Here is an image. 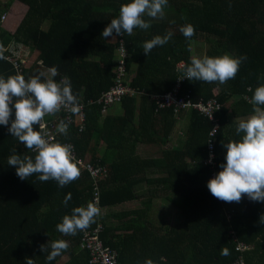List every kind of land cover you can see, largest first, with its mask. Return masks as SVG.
Listing matches in <instances>:
<instances>
[{"label": "trees", "instance_id": "obj_1", "mask_svg": "<svg viewBox=\"0 0 264 264\" xmlns=\"http://www.w3.org/2000/svg\"><path fill=\"white\" fill-rule=\"evenodd\" d=\"M14 2L27 10L14 20L16 25L7 21L10 15L0 23V43L12 45L5 52L8 59L0 60V76L19 73L27 80L55 67L57 81L70 78L82 121L72 114L76 122L69 123L68 136L57 133L54 142L73 145L81 175L63 188L54 180L41 182L35 174L22 181L7 158L13 150L21 156L35 154L0 125V264H26V258L34 264H101L94 261L93 234L115 264H145L148 259L153 264H264V224L259 222L264 202L246 196L239 203L223 202L207 187L225 163L222 144L241 140L238 122L253 114L248 100L264 84V0H168L172 9L166 19L151 20L149 29H134L131 36L108 38L102 31L129 0H10L0 4V16L13 10ZM187 24L195 28L191 40L179 30ZM169 31L173 36L167 44L143 53L145 41ZM198 40L207 44L202 57H247L235 79L224 85L177 80L191 57H198L192 46L189 51ZM118 45L127 53L120 82L132 93L105 106L100 99L114 85ZM21 47L34 55L29 64L16 55ZM175 89L177 97L189 98L191 104L216 100L221 105L214 114L219 124L215 137L210 136L215 122L192 105L175 111L165 104L164 96ZM179 121V140L164 147ZM209 143L215 167L207 162ZM142 144L159 145L162 154L141 157ZM158 197L176 207L175 223L166 222ZM89 202L101 209L95 223L75 236L57 231L65 215ZM126 203L135 206L133 213L115 210ZM60 239L68 249L47 261L41 245ZM223 248L228 256L221 255Z\"/></svg>", "mask_w": 264, "mask_h": 264}, {"label": "clouds", "instance_id": "obj_2", "mask_svg": "<svg viewBox=\"0 0 264 264\" xmlns=\"http://www.w3.org/2000/svg\"><path fill=\"white\" fill-rule=\"evenodd\" d=\"M167 6L168 0H129L121 5L118 17L111 20L101 36L108 38L125 33L131 36L134 29L147 30L151 27V20L164 18ZM179 30L188 40L195 35V28L191 24L183 25ZM172 36L173 33L169 31L164 36L156 35L145 41L143 53L149 55L154 48L167 44ZM11 48V44L5 47L0 43V60L8 59L5 52ZM246 59L244 55L233 57L230 54L217 57L205 55L202 58L192 56L177 80L224 85L235 79ZM58 75L57 68L51 67L38 70L27 80L19 73L7 78L0 76V125L6 126L12 137L35 154L34 157L21 156L13 150L7 164L15 167L16 175L23 181L35 174L39 181L54 180L63 188L77 180L81 172L74 162L73 145L48 139L45 117L55 116L62 110L79 114L81 106L72 90L70 78L64 76L57 81L55 78ZM248 102L252 105L253 114L241 119L236 127L237 134L243 133L241 140L222 144L226 149L225 163L220 164L222 170L207 182L211 195L223 202L239 203L244 196L253 202H264V84L255 88ZM69 123V120L61 119L56 132L67 137ZM70 199L71 193H68L63 200L65 206ZM100 214L101 209L95 202L75 207L71 215H65L62 222L57 224V231L65 236H75L78 231H84L95 223ZM259 222L264 224V214H261ZM68 247V242L60 239L52 241L47 247L41 245L40 250L48 253L46 259L51 262ZM229 254L227 248L221 249L222 256ZM26 264H34L33 259L26 258ZM145 264H153V261L148 259Z\"/></svg>", "mask_w": 264, "mask_h": 264}, {"label": "built area", "instance_id": "obj_3", "mask_svg": "<svg viewBox=\"0 0 264 264\" xmlns=\"http://www.w3.org/2000/svg\"><path fill=\"white\" fill-rule=\"evenodd\" d=\"M7 15L8 14L4 13L0 16V23L6 21ZM126 56H127L126 51L123 50L121 45H118V48H117V66H116V76H115L116 78L114 79V85L109 87V90L106 93H104L100 99V101L103 102V104L105 106L119 102L121 100V98L123 96H125L128 92L132 93V91H129L128 88L123 87L121 85V82H120L122 79V75H123V68H125V61H123V59H125ZM23 62H24V60H23ZM176 93H177V89H175L174 92H169L168 94H166L164 96L165 104L167 106H174L175 111L178 108H184V107L187 108L188 106L192 105L193 107L198 109L200 112L207 115L208 118L212 122H215V126H214V128H212L211 133H210V136L215 137L214 135L217 134V132H218L219 124H218L217 119L215 118L214 114H215V112H217L218 110L221 109V105L216 100L208 101L206 104H204L202 102H198L196 104H191L190 101L188 100L189 98H187L185 100L184 98L177 97ZM161 106H163V104ZM81 112H82V106H81L80 113L76 114L79 118V121H82V113ZM104 112H105V109L103 110V113ZM61 118L69 120L70 122L71 121L76 122V120L72 117V114L65 112L63 110L60 113H58L57 115H55V117L52 119V121L51 120H47V121L45 120V124H46L47 130L49 132V136H48L49 140H53V138L55 140V135L57 134L56 126L59 123V121L61 120ZM208 152H209V158H208L207 162L211 167H215L216 166V161H215L216 155L214 152V145H212L211 143L208 144ZM210 155L212 157L211 160H210ZM96 173H97V171L92 169V174L96 175ZM214 177H215V174L212 175L211 178H214ZM94 201L97 203L98 197H96L94 199ZM89 239H90V241H92V243L95 244L94 249H95L96 254H95L94 261H99L101 264H115L113 257H111L108 254V251L106 249H103L101 247L100 241L97 238V234L91 235ZM241 248H244V247L241 246ZM236 264H242V263L239 262Z\"/></svg>", "mask_w": 264, "mask_h": 264}, {"label": "crops", "instance_id": "obj_4", "mask_svg": "<svg viewBox=\"0 0 264 264\" xmlns=\"http://www.w3.org/2000/svg\"><path fill=\"white\" fill-rule=\"evenodd\" d=\"M10 14H11V10L9 11L8 16ZM9 19H10V17L8 18L7 21H9ZM10 26H12V25L9 23L7 28L9 30H12L10 28ZM182 124L183 123L180 122L174 127L172 133L168 137V142L165 145L166 148L167 147H171L173 144H176V142L179 140L177 134L179 132V129H182ZM152 148H155V149L151 150ZM149 150L151 152H153L152 156L149 154ZM138 152H139V155L141 157H146V158L147 157H159L162 154L161 147L159 145H156V144H148V145L142 144V145H139L138 146ZM158 199H160V201H156L157 208H160L164 212L166 222L169 225L172 224V223H175L176 222V220H175L176 207L170 201L163 202L160 197H158ZM159 205H160V207H159ZM133 207H135L133 204L126 203L125 205H120L119 208L117 207L115 210H120V211H126V212H132L133 213V211H132ZM156 224H157V227H160L159 223H156Z\"/></svg>", "mask_w": 264, "mask_h": 264}, {"label": "rangeland", "instance_id": "obj_5", "mask_svg": "<svg viewBox=\"0 0 264 264\" xmlns=\"http://www.w3.org/2000/svg\"><path fill=\"white\" fill-rule=\"evenodd\" d=\"M8 1L10 0H0V4H6ZM13 10H11V14H10V23H13L14 25L17 24V22H15L14 20H16L18 17H21L23 15V13L25 12V10H27V7L23 6V5H20L19 3L17 2H14L13 3ZM171 6L168 5L166 8H165V15H164V18L163 19H166L170 14V10H171ZM193 49L196 51V54L198 57H202V55L204 54V51H205V48L207 46V44H204L202 41L198 40L196 42L192 41L191 43ZM16 55L17 56H22L24 58V62H26L27 64H29L33 59H34V55H32L28 50H26V48L24 47H21L18 51H16ZM177 136H180L177 134ZM166 147V146H165ZM155 148H152L151 150H154ZM149 154L152 156L153 155V152H151L149 150ZM160 201V200H158Z\"/></svg>", "mask_w": 264, "mask_h": 264}, {"label": "bare ground", "instance_id": "obj_6", "mask_svg": "<svg viewBox=\"0 0 264 264\" xmlns=\"http://www.w3.org/2000/svg\"><path fill=\"white\" fill-rule=\"evenodd\" d=\"M86 109V108H85Z\"/></svg>", "mask_w": 264, "mask_h": 264}]
</instances>
